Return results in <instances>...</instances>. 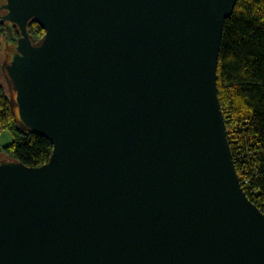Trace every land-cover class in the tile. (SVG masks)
I'll use <instances>...</instances> for the list:
<instances>
[{
    "label": "water",
    "instance_id": "obj_1",
    "mask_svg": "<svg viewBox=\"0 0 264 264\" xmlns=\"http://www.w3.org/2000/svg\"><path fill=\"white\" fill-rule=\"evenodd\" d=\"M238 1L0 0L10 101L53 146L0 159V264H264L218 94Z\"/></svg>",
    "mask_w": 264,
    "mask_h": 264
},
{
    "label": "trees",
    "instance_id": "obj_2",
    "mask_svg": "<svg viewBox=\"0 0 264 264\" xmlns=\"http://www.w3.org/2000/svg\"><path fill=\"white\" fill-rule=\"evenodd\" d=\"M0 51L19 38L17 28L1 23ZM218 65V94L226 119L230 148L243 189L252 204L264 214V0H239L225 21ZM35 43L45 32L31 23ZM11 94L0 81V130L14 137L0 146V157L26 166L46 164L53 146L43 136L25 131L11 103Z\"/></svg>",
    "mask_w": 264,
    "mask_h": 264
},
{
    "label": "rangeland",
    "instance_id": "obj_3",
    "mask_svg": "<svg viewBox=\"0 0 264 264\" xmlns=\"http://www.w3.org/2000/svg\"><path fill=\"white\" fill-rule=\"evenodd\" d=\"M4 41L3 40V47L2 50L0 51V81H2L3 86L6 88V90L9 92V86H8V82L6 81L4 72L2 70V66L4 61L6 60V50L4 51ZM14 141V137L12 136V134L6 130V131H1L0 130V146L4 147L7 145L12 144ZM1 160H9L8 158L5 157V155H1L0 157Z\"/></svg>",
    "mask_w": 264,
    "mask_h": 264
},
{
    "label": "built area",
    "instance_id": "obj_4",
    "mask_svg": "<svg viewBox=\"0 0 264 264\" xmlns=\"http://www.w3.org/2000/svg\"><path fill=\"white\" fill-rule=\"evenodd\" d=\"M242 184V183H241Z\"/></svg>",
    "mask_w": 264,
    "mask_h": 264
}]
</instances>
